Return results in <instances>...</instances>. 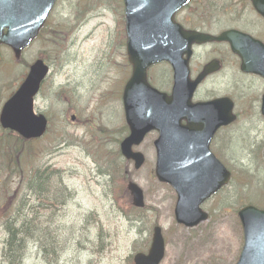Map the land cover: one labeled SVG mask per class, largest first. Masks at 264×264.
Listing matches in <instances>:
<instances>
[{
    "label": "rangeland",
    "instance_id": "1",
    "mask_svg": "<svg viewBox=\"0 0 264 264\" xmlns=\"http://www.w3.org/2000/svg\"><path fill=\"white\" fill-rule=\"evenodd\" d=\"M85 4L94 10L79 26ZM97 4L98 0H60L42 39L23 54V64L11 63L0 72L1 110L29 70L26 63L44 59L52 68L35 105L49 118V133L32 144L16 136L0 138V154L4 148L10 151L9 158H0V260L4 225L23 203L29 173L42 169L54 173L49 196L59 203L35 201L25 192L39 215L41 243L49 249L45 255L42 247L30 244L26 264H132L130 257L148 251L156 225L166 240L162 264H235L243 245L237 211L250 203L264 208V160L255 153L263 126L236 127L231 137L223 138L236 152L235 159H221L233 171V181L205 205L209 222L196 229L181 228L174 216L176 194L151 173L155 160L149 140L141 149L147 164L139 171L119 154L128 135L118 103L130 71L119 43V38L124 43V18L118 0L96 8ZM49 39L46 51L40 52ZM128 181L143 189L144 209L129 210ZM24 215L32 218L35 213L26 209Z\"/></svg>",
    "mask_w": 264,
    "mask_h": 264
},
{
    "label": "water",
    "instance_id": "2",
    "mask_svg": "<svg viewBox=\"0 0 264 264\" xmlns=\"http://www.w3.org/2000/svg\"><path fill=\"white\" fill-rule=\"evenodd\" d=\"M187 1L125 0L129 60L134 66L137 65V68L142 72L149 65L165 60L166 53L171 47L167 50L166 41L169 39V35L165 29L157 30L151 27L148 31L144 26L138 27V19L149 16L150 13L155 15L158 10L165 12L167 7H175L174 10H177ZM33 2L41 13L38 15L33 28L24 33L23 39L17 40L10 33L4 36L0 32V43L11 46L18 55L36 37L44 22L41 18L42 11L46 6L50 9L55 0H48V3H43L42 0H33ZM159 16L161 17L162 15L159 13ZM146 35L150 36V43H139V41H146ZM46 73L47 69L43 67L41 62L32 68L30 76L2 110L0 122L3 128L16 131L26 139L39 138L44 134L45 119L43 117L37 118L33 115L32 104L33 97L37 93ZM137 79V75L133 76L125 91L127 120L132 130V136L123 145L127 156H131L129 153L131 142L141 138L148 130L135 115L133 92ZM139 81H143L142 75L139 76ZM176 149V147H172L173 151ZM176 152L178 156L168 157L166 153L160 154L157 164V175L162 182L170 183L177 190L179 195L176 209L178 221L187 226H195L206 219L205 214L200 210V205L225 185L230 175L218 162H214L217 166L214 175L219 178L218 180L212 182L210 177L208 184H203V176L197 180H191L190 177L197 176L196 163L190 164L178 149ZM131 190L135 196V204L141 206V191L136 186H132ZM240 218L245 232V247L238 264L258 263L256 260L258 252H264V212L246 208L240 212ZM162 256L163 242L160 233L156 232L149 257L137 256L135 261L136 264H158ZM262 257L263 259L259 261V264H264V256Z\"/></svg>",
    "mask_w": 264,
    "mask_h": 264
},
{
    "label": "flooded vegetation",
    "instance_id": "3",
    "mask_svg": "<svg viewBox=\"0 0 264 264\" xmlns=\"http://www.w3.org/2000/svg\"><path fill=\"white\" fill-rule=\"evenodd\" d=\"M218 1L220 4V0ZM248 8H250L251 18L246 27L242 23L246 11L240 9H236V12L233 13V19L236 20L237 25L227 27L226 22L231 20V14H228L230 11L228 12V9L224 8L222 9L223 12L219 14L218 12L221 9L215 8L212 1L201 0L197 8L189 9V11L195 12L194 14L190 13L191 18L187 15L182 16L180 24L186 30L215 37L226 31L235 30L264 43V17L259 15L252 7L248 6ZM185 12L187 10L182 14ZM193 17L195 18L193 19ZM232 47L230 42L216 41L194 45L189 58V76L191 80L199 78L208 67L206 76L198 84L194 100L207 102L217 99H231L234 113L237 116L235 123L222 128L214 136L211 149L216 155L218 144L227 143L221 137L224 130L233 127L238 122H242L243 126L245 124L264 126V118L261 114L264 79L243 71L242 59L234 52ZM168 69L171 74L170 67ZM252 89L254 93L250 94L249 91ZM223 156H226V154Z\"/></svg>",
    "mask_w": 264,
    "mask_h": 264
},
{
    "label": "trees",
    "instance_id": "4",
    "mask_svg": "<svg viewBox=\"0 0 264 264\" xmlns=\"http://www.w3.org/2000/svg\"><path fill=\"white\" fill-rule=\"evenodd\" d=\"M29 185L32 193L37 195L38 189L50 188L51 181L49 177H45V172L35 170L30 172ZM8 226V239L3 250L2 264H23L27 256L28 243L35 242V238L38 237L36 217L27 219L10 217Z\"/></svg>",
    "mask_w": 264,
    "mask_h": 264
}]
</instances>
